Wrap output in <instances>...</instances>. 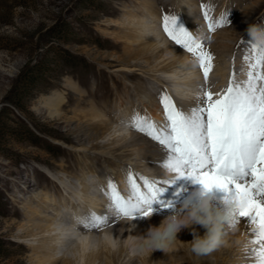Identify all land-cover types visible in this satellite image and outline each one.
Instances as JSON below:
<instances>
[{
  "label": "rangeland",
  "instance_id": "1",
  "mask_svg": "<svg viewBox=\"0 0 264 264\" xmlns=\"http://www.w3.org/2000/svg\"><path fill=\"white\" fill-rule=\"evenodd\" d=\"M195 3V15L200 24H196L194 30L189 27L192 25L186 26V19L182 15V1L153 0V9L156 10L155 13H160L159 30L165 42L175 50L190 55L201 74L203 87L208 90L219 89L217 91L220 93L229 86L233 71L235 76L241 77L240 74L248 69L247 66L243 70L248 64L244 56L250 48V37L246 29L250 23L264 24V0H195ZM138 4L137 0H0V264L34 263L30 260L32 250L24 243L21 231L27 222L26 199L31 198L27 196L44 190L56 198L65 197L61 178L68 187L79 184L76 177L83 171L80 166L82 158L77 151L65 145L76 144V139L94 134L93 129L86 132L80 129L78 124L82 114L78 113L79 108L86 110V103L93 101V105L103 110L108 120L116 121L120 105L134 104V110L138 107V102L130 98V93L134 90L132 84L112 72L110 67V63L129 64L132 61L144 66L148 64L149 58L132 59L131 55L122 50L125 42L121 33L125 29L119 25ZM207 9L211 11L213 22L218 18L216 12L225 13L229 22L215 31H209L208 21L204 16ZM241 14L245 20L238 23L237 18ZM165 16H177V27L186 28L214 54V67L207 81L196 57L176 44L163 29ZM238 25L243 28L236 35L233 29ZM100 28L121 32L118 40L114 41L108 38V34L100 33ZM219 33L222 34L221 37ZM221 38L228 40V48L214 45ZM223 70L226 72L221 76L219 71ZM31 71L44 74L37 80L35 88L28 89L23 86L21 77ZM245 76L241 80H247V73ZM139 79L144 80L151 90L153 85L160 87L139 74L133 75L130 82ZM68 80L81 87L80 96L73 90L65 89ZM165 84L167 82H162L163 88ZM163 88H155L152 92L157 96L159 110H164L160 112L165 115L160 99V94L165 92ZM65 90L67 99L62 107V116L51 118L37 109L42 98L54 93H65ZM177 108L184 112L185 106ZM100 159L95 162L108 171V165ZM135 173L141 175L139 170H135ZM88 175L87 183L97 179L94 170H90ZM126 184L130 186L127 181ZM143 186L141 190L144 189ZM193 187L195 191L201 184L197 182L196 185L194 182ZM168 192L169 188H166L162 195H168ZM181 200L175 205L172 200H167L172 204L171 213L178 210ZM54 206L58 207L59 204L52 203L46 207L33 201V208L41 209L47 215L55 214ZM162 209L167 210L169 207ZM171 213H165V218ZM225 232L224 239L229 231ZM139 241L135 242L137 246L131 250V255L136 258L133 264L143 262L144 252L140 249ZM125 251L128 252L129 248ZM147 252L146 262L143 264H191L188 250L181 244L174 249L176 255L173 259L170 258V252L164 257L159 250L153 251L151 247ZM115 260L116 258L111 261L103 259L101 264H132L123 253L120 261ZM61 263L62 261L58 264Z\"/></svg>",
  "mask_w": 264,
  "mask_h": 264
},
{
  "label": "bare ground",
  "instance_id": "2",
  "mask_svg": "<svg viewBox=\"0 0 264 264\" xmlns=\"http://www.w3.org/2000/svg\"><path fill=\"white\" fill-rule=\"evenodd\" d=\"M137 1L139 4L136 9L125 16L119 25L125 29L124 32H120L125 42L122 50L125 54L131 55L132 59L149 58L148 64L144 66L136 63L137 61H132L129 64L110 63V67L112 72H116L126 82L132 84L133 93H128L132 94L131 99L138 102V107L134 110V104L131 106L126 103L120 105L119 114L115 116L116 121L108 120L104 116L103 110L101 111L93 105V101L86 103V110L79 108L78 113L82 114L78 124L80 129L85 130L84 132L89 129L94 130L93 136L76 139V144L65 145L77 151L79 157L82 158L80 166L83 171L76 177L79 184L68 187L67 184L64 185L61 178L60 182L63 184L65 197L56 198L42 190L38 194L28 195L27 197L31 198L26 199L28 200L27 222L21 231L24 234L22 236L24 243L32 250L30 260L34 263L31 264H58L60 261H62L61 264H101L103 259L111 261L116 258L115 261H120L122 253L133 264L136 258L133 254L131 255V250L137 246L135 244L137 240H140V249L144 252L143 264L146 262L147 250L150 248L145 245L144 237L148 235L151 227L160 226L165 219V213L170 214L173 210L170 207L167 210L162 209L159 201L168 203L167 200H172L169 196L176 197L177 193L182 191L180 187L183 186L185 190L180 202L181 206L184 199L194 192L192 176H179L162 166L168 155L166 148L147 134L132 127L131 115H134V111L157 121L159 127L166 126V117L164 113L160 112L157 96L152 92L157 87L153 85L151 90L150 86H147L146 82L141 79L131 83L130 79L133 75L139 74L158 85L167 82L164 89L172 100L176 101L174 103L176 106L178 105L177 107L185 106L186 112H190L191 108L196 106L197 95L202 92L201 74L192 62L193 58L191 59V56L183 51L175 50L172 45L165 42L162 32L159 30L160 13H155L153 0ZM180 1L184 6L182 15L184 20L186 19V26L190 24L192 26L189 27L194 30L196 24H200L199 18L195 15L197 13L195 0ZM244 20L242 14L237 18L238 23H243ZM241 28H243L242 25L236 26L233 29L234 34L238 35ZM98 31L105 35L108 34V38L114 41H117L120 36L116 30L109 31L106 28H100ZM227 41L221 38L214 45L226 48L229 46ZM219 72L223 76L226 71ZM240 75L242 79L246 78L245 71ZM65 89L73 90L78 96L82 92L81 87L72 80L66 82ZM66 90L65 93H54L52 96L42 98L37 109L51 118H59L62 116V107L67 99ZM214 93L219 92L215 90ZM123 119L127 120L124 126L122 125V121L125 122ZM100 158L103 159L104 164L108 165V171L105 168H100L95 162L101 160ZM90 170L97 173V179H92L97 186H91L90 182L86 181ZM128 170L135 174L136 181L142 186L144 182L140 177H147L153 181L175 178L173 184L158 185L169 188V192L168 195L161 193V198L153 203L154 211L151 216L136 214L134 218L117 214L111 210L109 204L112 200L110 197L102 193L105 190V188L103 189L104 185H107L111 179L122 196L127 198L131 195V187L126 184ZM135 170H139L142 176L137 175ZM66 174L69 175V173ZM237 182L244 183L246 181L238 179ZM30 185L31 183L28 186ZM229 188L234 189L235 185L230 184ZM212 191L214 193L213 203L218 206L225 196L234 194L220 188H214ZM100 194H102L101 197ZM33 201H38L46 207L52 203L59 204V206L53 207L55 214L47 215L41 209L33 208ZM33 211L36 213H32ZM93 212L98 216L107 215L108 222L99 227H93L89 219ZM250 220V216L241 217L234 228L227 226L225 231L229 232L223 244L207 255L197 256L191 251V240L194 238L193 230L198 231L200 235L206 231L199 224L182 228L177 234L178 239L168 245L165 251L157 250L162 257L170 252V258L173 259L176 255L174 249L178 244H181L185 250H188L191 264H255L256 256L252 253V249L259 245L251 243L255 236L252 230L254 226L250 225ZM43 244L44 246H42ZM128 248L129 251H125Z\"/></svg>",
  "mask_w": 264,
  "mask_h": 264
},
{
  "label": "snow or ice",
  "instance_id": "3",
  "mask_svg": "<svg viewBox=\"0 0 264 264\" xmlns=\"http://www.w3.org/2000/svg\"><path fill=\"white\" fill-rule=\"evenodd\" d=\"M204 16L209 31L229 22L224 15L213 22L207 10ZM177 21V16H165L164 30L176 44L196 57L207 81L214 67V54L186 28L177 27ZM249 43L250 48L244 56L249 67L248 80L243 84L236 82L233 71L229 86L222 93H213L202 86L196 106L189 113L179 110L165 91L160 94V99L167 125L158 127L150 117L136 112L132 127L166 148L168 155L162 166L170 172L195 177L208 190L220 188L234 193L228 196L236 199L238 205L229 227L234 228L241 217H251L255 236L251 243L259 245L252 249L255 264H264V87L257 86L258 81H264V47ZM249 174L254 177L250 183L237 182L238 178ZM140 179L145 190H141L135 174L129 170L128 182L132 191L127 198L109 180L106 195L118 214L134 218L136 214L148 216L154 211L153 203L166 190L158 185L175 183V178L163 181ZM230 184L235 188L230 189ZM159 202L162 207L172 206L171 202ZM89 219L93 227H99L107 223L109 217L93 212Z\"/></svg>",
  "mask_w": 264,
  "mask_h": 264
},
{
  "label": "clouds",
  "instance_id": "4",
  "mask_svg": "<svg viewBox=\"0 0 264 264\" xmlns=\"http://www.w3.org/2000/svg\"><path fill=\"white\" fill-rule=\"evenodd\" d=\"M250 42L264 47V24L250 23L246 29ZM212 190L200 187L192 192L174 214L165 218L159 227H151L144 243L148 247L166 250V247L176 239L182 228L195 224L203 226L206 231L200 235L193 230L191 251L197 255H207L218 249L224 242L225 229L235 219L238 201L231 196H225L220 205L213 203ZM149 213L148 216H151ZM82 222V221H81Z\"/></svg>",
  "mask_w": 264,
  "mask_h": 264
},
{
  "label": "trees",
  "instance_id": "5",
  "mask_svg": "<svg viewBox=\"0 0 264 264\" xmlns=\"http://www.w3.org/2000/svg\"><path fill=\"white\" fill-rule=\"evenodd\" d=\"M43 74L44 72L38 74H35V71L27 72L21 77V82H23V86H26L28 89H33L38 85L37 80L39 77L43 76Z\"/></svg>",
  "mask_w": 264,
  "mask_h": 264
}]
</instances>
